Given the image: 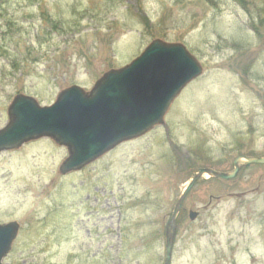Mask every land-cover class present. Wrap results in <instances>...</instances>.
Here are the masks:
<instances>
[{
  "label": "rangeland",
  "instance_id": "rangeland-1",
  "mask_svg": "<svg viewBox=\"0 0 264 264\" xmlns=\"http://www.w3.org/2000/svg\"><path fill=\"white\" fill-rule=\"evenodd\" d=\"M0 12V130L17 95L47 106L90 91L153 40L203 69L163 123L79 170L61 173L68 149L48 137L0 152V224H19L4 264H163L197 170L264 157V0H0ZM175 222L171 264H264V164L204 175Z\"/></svg>",
  "mask_w": 264,
  "mask_h": 264
},
{
  "label": "water",
  "instance_id": "water-1",
  "mask_svg": "<svg viewBox=\"0 0 264 264\" xmlns=\"http://www.w3.org/2000/svg\"><path fill=\"white\" fill-rule=\"evenodd\" d=\"M200 63L181 43L154 40L130 64L106 72L89 92L79 86L62 90L52 106L41 107L27 95H17L8 108L9 123L0 130V152L50 137L67 147L61 173L76 171L119 143L141 136L164 122L184 87L202 73ZM264 164V157H239L228 173L198 169L172 214L165 235L163 264L172 260L176 216L196 182L204 175L234 178L243 165ZM196 212H190L194 219ZM19 231L15 221L0 224V264L11 251Z\"/></svg>",
  "mask_w": 264,
  "mask_h": 264
},
{
  "label": "trees",
  "instance_id": "trees-1",
  "mask_svg": "<svg viewBox=\"0 0 264 264\" xmlns=\"http://www.w3.org/2000/svg\"><path fill=\"white\" fill-rule=\"evenodd\" d=\"M3 5V4H2ZM2 5H1V7H2ZM2 15V13L0 12V16ZM7 50H9V49H7Z\"/></svg>",
  "mask_w": 264,
  "mask_h": 264
}]
</instances>
